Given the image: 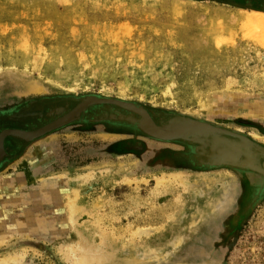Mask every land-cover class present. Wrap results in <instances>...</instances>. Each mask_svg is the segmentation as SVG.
Returning a JSON list of instances; mask_svg holds the SVG:
<instances>
[{"label":"rangeland","instance_id":"1","mask_svg":"<svg viewBox=\"0 0 264 264\" xmlns=\"http://www.w3.org/2000/svg\"><path fill=\"white\" fill-rule=\"evenodd\" d=\"M251 5L264 0H0V134L34 133L38 121L22 119L94 97L192 120L254 162L248 150L264 152V26L243 18L264 10ZM36 101L43 108L30 110ZM106 108L98 123L3 139L0 260L70 264L66 247L79 255L85 244L101 264H264L262 159L242 178L183 164L137 115Z\"/></svg>","mask_w":264,"mask_h":264},{"label":"flooded vegetation","instance_id":"2","mask_svg":"<svg viewBox=\"0 0 264 264\" xmlns=\"http://www.w3.org/2000/svg\"><path fill=\"white\" fill-rule=\"evenodd\" d=\"M241 5L244 6L245 3ZM251 7L252 8L260 7L262 10H264V5H258V7L257 5H251ZM62 101L63 104L59 107H55L54 109H52L53 111L50 110L49 112L39 115L38 118L25 117L24 119L21 120V122L32 123L38 121L37 123H34L36 124L37 127L34 128L31 132L36 133V131L42 130L41 131L42 135L37 137L40 138L55 130L68 126L69 124L72 123L73 124L98 123V119H96V117L101 118L100 116L104 115L105 113L103 114H99V113L104 111L103 109H105L107 106H111L112 108L118 109L119 111H124L125 109L132 112L131 115H137L142 120V124L144 125V127H146L145 129L146 132H148V134L151 135V137L155 142L175 145L176 147L180 148L183 151L181 156L185 157V159L187 160V161H182L183 164L192 163V160H194L196 164L192 163L193 165H201L204 168L228 169L231 170L233 173H236V175H238L240 178L244 177L245 173H248L250 175L254 174L253 171L247 169L248 167L243 168L241 166V164L247 162L246 160L247 158L245 157L246 150H244V148L239 149V151L237 152L236 148L233 145L228 146V144H226L225 138L223 139L224 135H221L219 133L214 135V133L211 130H205V132L202 131L203 133L201 131L198 132V129H196V127H194V125L191 124V122L194 121L192 120L188 121L187 118H183L182 116H178L175 114L169 115L164 113L150 114L145 110L141 109L140 107L130 103L117 102L113 100L94 98V97H81V98L66 97V98H62ZM43 104H44L43 101H36L35 103L31 104L32 106H30L29 109L39 110L40 108H43L42 106ZM93 106H96L97 108L88 110V108H91ZM95 113H98V115L95 116ZM92 118H94L93 121H91ZM39 120L40 121L43 120V124L40 125ZM182 123H185V125ZM28 134H32V133H28ZM206 136L207 139L211 138L218 144H221L222 146L226 147L227 149L226 151L229 154L221 157L216 152H212L211 151L212 148H210V145L206 144V142L210 140L205 141L203 139ZM198 141L199 143H197ZM228 143L231 144L233 142H228ZM2 151H3L2 159L0 163H3L5 160L4 146ZM196 155L201 161V163L199 164ZM263 165H264V159L260 160V166ZM252 190L254 191L253 194L254 196L257 195V193H259V192L256 193L254 189ZM254 196L252 200L254 199ZM241 205H242V201L241 204L239 205L240 206L238 209L239 214H237V216L242 215L244 212H246L248 208L247 207L246 209L242 210ZM234 228L235 226L233 224V220H231L230 223L227 225V230H232Z\"/></svg>","mask_w":264,"mask_h":264},{"label":"bare ground","instance_id":"3","mask_svg":"<svg viewBox=\"0 0 264 264\" xmlns=\"http://www.w3.org/2000/svg\"><path fill=\"white\" fill-rule=\"evenodd\" d=\"M244 20V24L246 26H250V25H257V26H264V13L262 12H248L246 14V16L243 18ZM74 115V114H73ZM7 131H4L2 132V134L0 135V160L2 159V141L3 139L8 136H4L3 139L1 138V136ZM15 132H18V131H15ZM19 133V137H24V136H27V139H31V138H34L36 136H34V133L32 134H28V135H25L24 133L22 132H18ZM42 134V132H41ZM38 136V135H37ZM31 137V138H30ZM2 139V140H1ZM264 166V165H263ZM215 180V179H213ZM216 182V181H215ZM61 186V185H60ZM61 188V187H60ZM67 203L66 206H67V213H68V219H69V222L70 223H73L74 220H75V216L76 214L78 213V210H79V207L76 205V199H71L70 197L68 199H66ZM213 204V203H212ZM211 211V210H210ZM142 234V232H141ZM146 234V233H145ZM80 235V234H79ZM84 240V239H83ZM82 240V241H83ZM85 246V244H82L80 247H81V250L79 249V255H74V252H75V248L74 249H71L69 248V246H65L66 248V260H68L70 262V264H101L102 263V260L100 258V256L96 255L94 252L95 247L93 249L94 252H91L90 251H86V249H82L83 247ZM99 247V246H98ZM86 248V247H85ZM93 248V247H91ZM77 249V250H78ZM88 250V249H87ZM101 250V249H99ZM64 251V250H63ZM62 251V252H63ZM97 252V251H96ZM73 253V254H72ZM101 253V252H99ZM72 255V256H71ZM105 256V254H103ZM23 256L24 254H12V255H9L7 256L6 258L4 259H1V264H21L22 261H23ZM71 256V257H70ZM114 256V255H113ZM106 258V257H105ZM104 258V259H105ZM103 259V258H102Z\"/></svg>","mask_w":264,"mask_h":264},{"label":"water","instance_id":"4","mask_svg":"<svg viewBox=\"0 0 264 264\" xmlns=\"http://www.w3.org/2000/svg\"><path fill=\"white\" fill-rule=\"evenodd\" d=\"M42 131V130H41ZM41 131H36V133H34V136H36L37 137V135L39 136V135H42L41 134ZM188 133V132H187ZM1 134H2V132H1ZM0 134V135H1ZM25 135H28V134H26V133H24ZM6 135H8V136H6ZM4 136H6L5 138H7V137H16V138H20L19 137V133L18 132H15V131H7V132H5L2 136H1V138L3 139V137ZM36 137H34V138H36ZM31 138V137H30ZM1 139V140H2ZM21 139H26V140H29V139H27V136H24V137H21ZM4 141V140H3ZM216 144H218L217 142H216ZM216 144H214L213 146V148H212V151H214V152H216L217 154H219L221 157L222 156H224V155H227V154H229L226 150V147H224V146H221V145H216ZM236 151L238 152L239 151V149H236ZM248 152H249V157H253V159H255L256 160V158H260V159H264V152H263V150H253V151H249L248 150ZM249 159H252V158H249ZM255 160H254V162H251V160H248L246 163H244V164H241V166L244 168V167H248L247 169L248 170H250V171H253V172H256V171H258V169H257V166H256V164H255ZM237 166V165H236ZM238 167V166H237ZM261 168H263V170H264V166H261Z\"/></svg>","mask_w":264,"mask_h":264}]
</instances>
